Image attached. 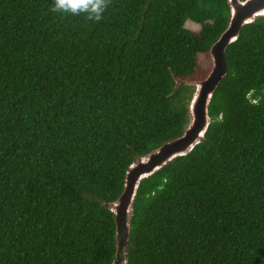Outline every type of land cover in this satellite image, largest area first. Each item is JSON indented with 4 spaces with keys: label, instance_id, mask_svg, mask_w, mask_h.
I'll return each instance as SVG.
<instances>
[{
    "label": "trees",
    "instance_id": "obj_1",
    "mask_svg": "<svg viewBox=\"0 0 264 264\" xmlns=\"http://www.w3.org/2000/svg\"><path fill=\"white\" fill-rule=\"evenodd\" d=\"M0 0V264H110L128 166L181 135L228 0ZM191 20L198 30L187 28ZM205 137L141 180L126 264H264V16L226 49Z\"/></svg>",
    "mask_w": 264,
    "mask_h": 264
},
{
    "label": "water",
    "instance_id": "obj_2",
    "mask_svg": "<svg viewBox=\"0 0 264 264\" xmlns=\"http://www.w3.org/2000/svg\"><path fill=\"white\" fill-rule=\"evenodd\" d=\"M228 4V24L209 49L212 61L209 73L200 80H185V84L194 86V92L188 106L189 121L183 133L162 143L147 155L137 157L125 172L122 192L109 204L115 220V254L110 264L127 263L130 219L141 180L175 157L189 153L204 139L211 123V98L227 74L226 49L238 38L245 24L255 21L258 16H264V0H228Z\"/></svg>",
    "mask_w": 264,
    "mask_h": 264
},
{
    "label": "clouds",
    "instance_id": "obj_3",
    "mask_svg": "<svg viewBox=\"0 0 264 264\" xmlns=\"http://www.w3.org/2000/svg\"><path fill=\"white\" fill-rule=\"evenodd\" d=\"M105 6V0H55L52 10L70 15L83 14L88 20L99 21Z\"/></svg>",
    "mask_w": 264,
    "mask_h": 264
},
{
    "label": "rangeland",
    "instance_id": "obj_4",
    "mask_svg": "<svg viewBox=\"0 0 264 264\" xmlns=\"http://www.w3.org/2000/svg\"><path fill=\"white\" fill-rule=\"evenodd\" d=\"M185 26L187 28H190L193 30H198L200 28V25L198 23H195L189 19L186 21ZM199 62L203 68H207L209 66V71H210L211 66H212L210 53H209V56H206V54H204V53H200L199 54ZM209 71H208V73H209ZM203 78H200V79H203ZM200 79H191V80H200Z\"/></svg>",
    "mask_w": 264,
    "mask_h": 264
}]
</instances>
